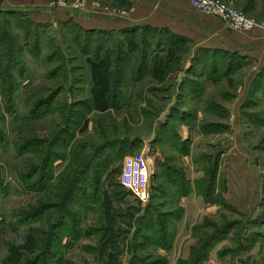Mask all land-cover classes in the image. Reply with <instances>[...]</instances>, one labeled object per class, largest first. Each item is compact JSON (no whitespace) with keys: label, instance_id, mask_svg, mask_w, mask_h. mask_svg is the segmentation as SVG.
Masks as SVG:
<instances>
[{"label":"rangeland","instance_id":"1","mask_svg":"<svg viewBox=\"0 0 264 264\" xmlns=\"http://www.w3.org/2000/svg\"><path fill=\"white\" fill-rule=\"evenodd\" d=\"M226 1L246 12L255 21L253 29L236 31L235 33L247 35L257 29L264 34V0ZM0 8H18L24 11V15L13 16L14 20L11 21L9 33L16 39L15 44L21 52L19 57L22 60V68L27 69L25 77L20 76L19 89L17 90V87L14 89V92L17 90V93L14 103L10 106H13L15 113H9L6 110L5 103L7 102L4 101L3 91L7 96L9 87L7 83L5 87L0 82V113L5 115L4 123L8 135L7 143L0 146V169L4 175V188L6 187L7 190L0 194V264H19L25 262L30 256L40 253L42 249L36 244V237L30 233L31 228L55 230L60 221L62 226L59 224L60 228L57 229L59 240L54 239L52 241L54 242V246L51 248L53 252L47 260L48 264H127L131 258L129 247L135 240L134 233L138 227V215L143 213L140 211L141 209L147 208L152 203L153 192H151L149 202L144 204L120 185L124 158L127 155L143 153L152 156L154 159L153 185V179L157 173L155 152L159 148L161 152L164 150L157 143L160 134L158 133V124L166 121L171 106L178 101L179 90L177 86L182 82L185 77L183 75L188 68L185 69L183 66L180 69V66L170 80L171 82L177 81L174 87L176 90L165 91L164 88L168 84L159 86L148 74L141 77V82L134 83V80L131 79L134 75L122 74L119 71L122 64H118L114 60V88L120 93L118 96L121 99L126 98L129 102V97L130 102L125 107L107 113L88 112L86 106L91 100L92 82L87 54L95 53L99 43L105 45L103 48L113 49L114 46H119L118 40L121 35L117 33V30L121 28L116 27L113 29L116 30V33L111 32L110 37H107L106 33L98 31L86 32L83 35L79 27L90 30H112L108 27H112L110 20L113 18L121 22L131 21V18L126 17L129 14L128 8L121 6L118 0H0ZM31 21L48 24L49 27L40 28L31 25ZM70 21H74L76 25L74 23L69 24ZM3 23L4 16L0 18V24L3 25ZM118 25L117 23L116 26ZM27 27L32 30V38L35 39L36 35L39 36L38 48H33L31 41L30 45H25L24 34ZM83 45L86 48L89 46V51H84ZM185 48L188 53H186L187 51L182 53L183 58L180 65H185L186 62L189 65L190 60L198 51L197 49L195 54H192L194 48L191 41ZM116 53L117 51L113 55ZM159 53L160 50L157 49L156 54L159 55ZM236 53L239 52L236 51ZM140 57L141 55L137 54L133 59L138 61ZM258 65V62L247 61L237 72L232 82L226 81L228 86L226 85L225 90L243 95L244 87L242 86L246 83L244 77L252 78L249 71ZM263 70L264 65H262L257 76ZM181 72L183 75L179 79L178 74ZM57 89L58 94L40 108L45 115L37 118L31 117L30 111L37 104V101L41 98L47 101L54 95V92L56 93ZM258 92L261 93L260 90ZM248 96L249 93L246 97ZM235 97L236 95L227 101L231 102ZM256 97L255 99H258L257 105L248 103V109L260 110L264 114V96L258 95ZM160 98L168 100L160 101ZM9 103L10 101H8ZM180 103L184 106H190L192 101L191 99H184ZM245 103L242 107L246 105ZM196 107L198 106L195 105ZM147 111L150 114H147ZM262 121L258 124L252 123L257 129L252 132L253 135H250L251 141L248 137V146L253 151L255 149L254 143L256 144L259 151L256 161L258 166L264 169V119ZM63 126L70 127V129L65 133L64 141H60L59 145L54 147L58 154H55L51 160L47 189L41 193L28 190L23 177L27 167L37 162L38 158L37 153L19 151L21 140L31 135L49 139ZM84 128L86 130H83ZM124 136L139 137L140 142L134 150L126 153V156L121 155L108 159V156L103 155L99 160L95 159L91 162L95 166L90 167L92 171H90L88 179L83 176L96 146L106 139ZM169 148L172 149L168 146L164 151L165 154ZM82 169L79 179L78 175ZM261 176L264 179V173H261ZM76 177L75 188L68 192L72 179ZM95 178L101 180L99 199H101L102 206L98 203H92L90 208L91 202H87L90 201V198L87 199L86 194L83 195L82 191L86 188L87 190L91 189L92 181H95ZM61 179L65 181H60L63 182V185L58 188ZM90 180L92 181L90 182ZM61 186H65L66 191L74 195L71 202L67 199L64 210L61 208L59 212L60 218L62 214H65L64 221L62 222L59 218L60 221L53 222L54 219H58L56 212L59 210L52 208L45 214L44 219L40 218L38 221L30 223L32 227L29 228V223L26 224L23 218V216L26 217V211L32 205L35 208L41 202L40 199L58 201L56 193L62 191ZM258 191L261 198L255 207H253V202H241L239 206H236L225 201L226 206L219 205V212L218 210L210 212V208L204 210L201 215L188 223V227H183L178 233L180 218L175 224L176 235L170 250L156 249L155 245H148L140 248L139 252L141 254L158 253L167 260L166 264H184V261L190 258L192 249L198 245L199 240L214 230L213 224L222 225V223L227 222L225 224L233 226L232 230L224 239L215 244V248L211 252L212 257L210 256L205 264H242L244 259L255 264H264L263 246L258 243L254 247L244 249L248 242L244 238L247 231L254 229L264 234V223H262L264 222V180ZM226 192H228L227 186ZM50 205L55 206L54 203ZM121 212L126 215L129 224ZM221 213L224 215L223 218ZM206 218L213 221V224L208 225ZM190 223L192 224L191 231ZM199 225L203 227V232L200 234L194 230ZM117 228H130V234L127 238L126 235H121L119 238L113 239L111 237L112 231ZM41 236L39 233L37 237L39 243H41ZM241 237H243L242 252L239 251L241 249L239 247ZM49 242H51L50 239ZM134 248L138 250L139 247L135 246ZM220 252L225 255L220 257L218 254ZM44 263L41 260L37 264Z\"/></svg>","mask_w":264,"mask_h":264},{"label":"trees","instance_id":"2","mask_svg":"<svg viewBox=\"0 0 264 264\" xmlns=\"http://www.w3.org/2000/svg\"><path fill=\"white\" fill-rule=\"evenodd\" d=\"M121 6H128L127 0H118ZM24 11L18 8H0V18L4 16L3 25L0 24V82L3 86L6 87V83L9 87V92L6 94L3 91L4 101L6 110L9 113H15L13 104L15 101V94L19 89L21 84V77H25L26 68H22V60L19 57L21 53L18 49L16 39L13 35H10V25L13 21V16L18 14H23ZM24 15V14H23ZM31 25L38 26L40 28H48V24H39L31 21ZM69 24L76 23L74 21L68 22ZM83 35L87 32L98 31L101 33H106L107 37H110L111 32L116 33V30H107V29H83L79 27ZM32 30L27 27V30L24 34L25 36V45H30L33 42V48H38L40 40L39 36H35V39L31 37ZM117 33L121 35V38L118 40L119 46H114L113 49L109 47L103 48L105 45L99 43L97 45L95 53L87 54V61L89 64V72L91 76V100L89 105H87L88 112H98V113H107L113 111L120 107H125L130 102L126 98L121 99L115 87V70H114V60L116 63L122 64L121 71L122 74L134 75L131 79L134 80V83L141 82V77L148 74L155 84L162 86L163 84H168L164 88L165 91L176 90V82H171L172 75L177 72L179 69L180 62L182 61V53L186 52V45L190 41L185 36L179 35L167 27H155L150 24H134L117 30ZM79 36V35H78ZM77 36V37H78ZM31 41V42H30ZM116 47V50H115ZM32 48V50H33ZM84 51H89V46L86 48L85 45L82 46ZM103 49V50H102ZM157 49L160 50L159 55L156 54ZM116 55H113L116 52ZM162 52V53H161ZM88 53V52H87ZM188 53V51L186 52ZM137 54H140L141 57L138 61H135L133 57ZM156 54V55H155ZM246 58L240 53H236L226 49H211L200 47L192 59V67L186 71L185 77L179 85V93L177 97V102L175 105L171 106L170 114L168 115L165 122L158 124V133L159 138L157 143L161 145V148L166 150L170 146L173 150L177 151L179 154L184 155L189 153V142L183 141L177 132V128L180 124H185L189 126L192 130H197L204 134H211L216 132H222L227 129V125L224 123H217L214 121L203 120L197 123V114L196 109L193 108L191 113L182 112L181 109L184 107L180 102L184 99L198 100L203 101V95L205 92L204 85L206 82L211 81L214 84H219L223 80L227 82H232L235 79L237 72L243 67L246 63ZM137 66V67H136ZM181 69V68H180ZM136 75V76H135ZM202 77H205L204 80H201ZM24 81V80H23ZM17 90L14 92V89ZM258 88V91L262 92L264 96V70L259 73L256 79L253 82V86L247 97L246 105L243 107V112L250 113L248 111L247 104L257 105L255 96V89ZM4 89V88H3ZM11 89V91H10ZM48 98L45 101L44 98H41L37 101V104L32 107L30 114L31 117L37 118L38 116L45 115L42 109V106L46 105L54 96ZM14 92V94H13ZM236 93H231L229 91H222L220 96H223L226 100H230ZM168 100L160 98V101ZM8 101L10 103L8 104ZM179 102V103H178ZM216 98L214 96L209 97L206 100L205 111L216 113L217 111L224 110V116L227 117V110L223 107H218L216 104ZM8 104V105H7ZM1 110V108H0ZM40 113V115H39ZM149 111H147V114ZM150 114V113H149ZM250 116V114H249ZM5 115L0 113V146L4 145L8 141V135L5 125ZM263 121H253V123L258 124ZM75 124V122H74ZM70 129V127L63 126L58 132L55 133L52 138H41L37 135L23 136L24 139L21 140L19 151L37 153L36 156L38 161L31 164L27 167L25 176L26 187L30 191L34 192H44L49 184V170L51 166V160L56 153V147L59 145L60 141H64L65 133ZM83 130H86L84 128ZM140 142L139 137H115L112 139H106L103 143L96 146L93 156L89 158L90 162L87 164L86 170L83 173V176L89 177L91 170L90 167L95 165L91 162L95 159H100L101 156H108V159L115 158L121 155H127L126 153L131 152L136 148V145ZM18 144V142H17ZM48 146V147H45ZM212 155L202 154L196 158V162H201L205 166V177L199 180L196 183L195 190L198 194L204 196L206 202L217 203L219 205H225V200H223L221 191L216 193L217 188V172L218 164L213 160ZM176 156H168L164 152V159L157 161V173L153 179V196L152 203L148 205L147 208L141 209L143 213H139L137 219V230L134 233V242L129 247V252L131 258L127 264H166L167 260L159 255L155 254H141L139 249L142 247H147L148 245H155L156 249L163 248L170 250L174 244L175 238V228L176 221H178L183 213V208L178 205L180 197L187 196L193 191L191 182L187 178V174L184 168L180 167L177 163ZM92 164V165H91ZM83 169L79 172L78 178H81ZM4 175L0 169V194L5 193L7 190L4 188ZM95 181H92L91 191L84 189L83 195L86 194L87 199L90 198L91 202L89 207H92V203H98L101 205V199H99V194L101 187H99L101 180L95 178ZM64 179L59 180L58 188L60 185H63ZM63 181V182H60ZM75 182H77V177L72 179L71 185L68 189V192L75 188ZM80 182V181H78ZM80 184V183H79ZM81 185V184H80ZM121 185V184H120ZM77 186V185H76ZM222 189L226 190L225 185H222ZM62 191H57L56 198L58 201L49 200V199H40V203L34 208L32 205L29 210L26 211V217L23 216L25 223H29V228L32 227L30 223L38 221L40 218L44 219L45 214L49 212V209H58L56 212L57 222L60 219L62 222L65 219V214L61 215L60 218L59 212L62 208L64 210L65 203L67 199L71 202L73 194L66 191L65 186H61ZM89 192H91L89 194ZM102 194V193H101ZM54 203L55 206L50 205ZM222 214V213H221ZM121 215L126 219V215L121 212ZM129 215V213H128ZM121 216V217H122ZM122 217V218H123ZM224 215L222 214V218ZM60 218V219H59ZM124 219V218H123ZM207 224H213V221L206 218ZM264 220V218H263ZM61 221L59 222V224ZM136 223V222H135ZM227 222L219 224H213L214 230L204 235L201 238L196 247L192 249V254L187 261H184V264H205L211 256V252L214 250L216 243L220 242L226 237L232 230L233 226L231 224H225ZM257 223V222H254ZM264 223V222H262ZM58 224V225H59ZM55 227L56 229L52 230H38V228H31L30 233L35 236L37 245L42 249L40 253L30 256L25 262L19 264H37L39 261L43 260L44 264H48L47 260L50 254L53 252L51 248L54 246V239H58L59 226ZM251 227V226H250ZM203 227L201 225L195 227L196 233L200 234L203 232ZM120 230V232H118ZM129 229H113L111 237L113 239L119 238L121 235L127 236L130 234ZM39 233L42 235L41 243L38 241ZM53 239H52V238ZM56 237V238H55ZM122 238V237H121ZM125 238V237H124ZM244 238L248 241L244 249L248 247H254L258 243L264 247V234L260 231L249 230L245 233ZM49 239L51 242H49ZM242 241L243 237L240 239L239 251L242 252ZM135 246L139 247L134 248ZM238 250V249H237ZM236 250V251H237ZM118 253V250H116ZM220 257L225 254L218 253ZM54 258V256H52ZM60 262V261H59ZM58 262V263H59ZM242 264H255L254 262L244 259Z\"/></svg>","mask_w":264,"mask_h":264},{"label":"crops","instance_id":"3","mask_svg":"<svg viewBox=\"0 0 264 264\" xmlns=\"http://www.w3.org/2000/svg\"><path fill=\"white\" fill-rule=\"evenodd\" d=\"M127 3L129 14L126 17L131 18V21L121 22L113 18L110 20L112 27L109 25L108 28H124L134 24H150L160 28L167 27L173 32L185 36L193 43L194 53L192 54H195L200 47L226 49L239 52L248 62L251 60L259 63L258 66L252 67L249 71L252 78L244 77L246 83L242 86L244 87L243 95L236 92V97L228 102L223 96H220V92L226 91V80L219 84L208 81L204 85L203 101L191 100L192 104L190 106L185 105L181 109L182 112L191 113L197 105L198 107L195 108L197 123L203 120L224 123L227 125L226 130L204 134L192 130L185 124H180L177 132L183 141L189 142V153L181 155L170 148L167 151L168 156L177 157L176 163L185 169L187 178L193 187L191 194L180 197L178 201V205L183 208L178 233L183 227H188V223L193 218L201 215L204 210L210 208V212L217 210L219 212L220 209L219 204L206 202L204 196L198 194L195 190L196 183L205 177L204 164L196 162V158L202 154L212 155L213 160L218 164L216 193L221 191L223 200L236 206H239L241 202H253V207H255L261 198L258 188L263 184L264 179L261 173H264V169L258 166L256 157L259 151L255 143L254 148L256 150H250L248 137L251 141L250 135H253L252 132L257 129L254 128L253 121H262L264 114L256 109H248L250 113H245L242 105L247 101L246 96L250 87L253 86V80H255L257 73L264 65V34L256 29L250 34L239 35L235 33L236 31L227 29L219 17L205 14L194 8L190 0H127ZM117 23L120 27L116 26ZM81 25L83 24L81 23ZM183 66L185 69H189L192 66V59L189 65L187 62L185 65L182 64L181 69ZM186 71L183 76H185ZM204 79L205 77L201 78V80ZM178 87L179 85L177 86L179 90ZM242 87L241 89H243ZM258 95L263 96L262 92L259 93L258 88H256L254 98H257ZM211 96L216 98L218 107H224L227 110V117L223 114L224 110L216 113L204 110L206 100ZM155 154L156 161L164 159V152H161L160 148L157 149ZM222 185L228 187V192L221 188ZM210 205L212 206L209 207ZM191 229L192 226L190 231ZM217 252L219 251L217 250ZM215 258L217 259L216 255Z\"/></svg>","mask_w":264,"mask_h":264},{"label":"built area","instance_id":"4","mask_svg":"<svg viewBox=\"0 0 264 264\" xmlns=\"http://www.w3.org/2000/svg\"><path fill=\"white\" fill-rule=\"evenodd\" d=\"M190 2L197 10L219 17L225 27L232 31L251 30L255 26V21L246 12L226 0H190ZM152 163L154 164V159L148 153L127 155L120 176V184L144 204L149 202L152 192Z\"/></svg>","mask_w":264,"mask_h":264},{"label":"water","instance_id":"5","mask_svg":"<svg viewBox=\"0 0 264 264\" xmlns=\"http://www.w3.org/2000/svg\"><path fill=\"white\" fill-rule=\"evenodd\" d=\"M182 75H183L182 72L178 74L179 79H181ZM152 166H153V163H152ZM153 167H154V166H153Z\"/></svg>","mask_w":264,"mask_h":264}]
</instances>
